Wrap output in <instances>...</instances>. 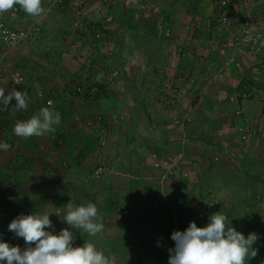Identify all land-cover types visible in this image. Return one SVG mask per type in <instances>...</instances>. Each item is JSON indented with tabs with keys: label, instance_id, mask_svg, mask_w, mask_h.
<instances>
[{
	"label": "crops",
	"instance_id": "1",
	"mask_svg": "<svg viewBox=\"0 0 264 264\" xmlns=\"http://www.w3.org/2000/svg\"><path fill=\"white\" fill-rule=\"evenodd\" d=\"M218 1L68 0L58 7L43 3L45 13L37 19L19 6L0 14V21L15 29L40 26V33L21 45L33 43L38 49L32 50L42 52L51 48L44 57L32 54L28 62L31 49L16 53L13 49L18 45L6 48L0 44L4 58L0 62V88L6 94L13 88L27 89L30 96L27 110L18 111L15 101L7 108L0 105V143L11 145L7 151L0 150V186L7 177H15L19 184L4 194L9 197L0 195V232L20 212L47 213L54 225L53 234L65 228L73 231L74 247L99 241L97 248L113 257L115 264H168L169 249L175 247L169 226L174 232L186 224L178 222L181 208L176 201L186 197L185 190L190 192L199 179L209 201L230 205L231 226L241 233L249 230L239 218L258 205L257 219L258 210L264 207V193L259 195L258 190L261 187L264 192V44L260 53L228 44L227 36L237 32L219 26ZM227 1L247 16L255 29L264 32V0ZM109 17L112 20L108 22ZM95 26L106 31L100 39ZM165 30L171 31L170 39L163 38ZM117 66L125 80L124 91H133V101H129L130 95L118 101L112 91L115 88L111 90L110 84L104 83L106 74L119 73ZM134 68L147 78V85L140 82L144 90L138 98L129 82ZM13 70L23 75L22 84L11 81ZM82 74L103 84L112 96L84 100L76 92ZM162 80L175 87L177 108L160 100L158 85ZM112 81L113 86L118 79ZM243 86L247 90H242ZM49 100L62 116L56 133L67 143L64 153L54 149L52 134L24 139L13 131L18 121L48 107ZM98 114L106 121L108 146L102 151L96 141L92 153L80 159L79 153L87 146L84 140L96 139L85 133L82 123ZM176 115L181 119L175 120ZM248 126V140L241 141L239 129ZM128 133L141 134L135 139L145 136L147 141L131 142ZM153 152L168 158L182 156L179 169L192 171L185 189H178L182 180H172L153 168ZM97 158L100 161H95ZM191 162L197 163L196 169H191ZM100 163L106 171L94 179L92 171ZM216 174L222 178L223 188L216 182ZM247 184L252 186L245 188ZM252 187L254 193L248 190ZM243 193L247 199L241 201ZM70 202L77 206L95 203L104 217V233L91 237L63 222L64 207ZM122 210L129 215L119 220L117 213ZM170 212L168 226L165 218ZM263 229L264 224L256 228ZM136 231L140 243L130 253L117 252L118 246L128 248ZM15 238L22 249L27 247L23 238ZM159 242L163 246L153 247Z\"/></svg>",
	"mask_w": 264,
	"mask_h": 264
},
{
	"label": "clouds",
	"instance_id": "2",
	"mask_svg": "<svg viewBox=\"0 0 264 264\" xmlns=\"http://www.w3.org/2000/svg\"><path fill=\"white\" fill-rule=\"evenodd\" d=\"M16 6L33 19L45 13L43 0H0V14ZM8 35L5 31V39ZM12 39L15 40V34ZM13 101L18 111L27 110L30 103L28 90L13 88L6 94V90L0 88V105L7 108ZM48 105L30 119L18 121L13 129L15 136L28 139L55 133L62 116L52 107L53 101L49 100ZM10 148V144L0 143V150ZM64 208L66 214L62 221L71 229H79L91 237L104 233V217L95 203L77 206L70 202ZM50 216L47 213L21 214L13 219L8 230L23 238L27 247L22 249L0 240V264H115L113 257L97 249L92 242L74 247L75 236L69 228L53 234L55 229ZM171 239L175 247L169 249L168 264H248L258 255V249L253 247L259 239L257 234L250 233L246 238L231 226L228 216L222 212L212 214L206 227L191 222L186 230L174 231Z\"/></svg>",
	"mask_w": 264,
	"mask_h": 264
},
{
	"label": "built area",
	"instance_id": "3",
	"mask_svg": "<svg viewBox=\"0 0 264 264\" xmlns=\"http://www.w3.org/2000/svg\"><path fill=\"white\" fill-rule=\"evenodd\" d=\"M64 0H43V3H45L48 6H60ZM218 7V13H217V21L219 23V26H224L229 29L236 30L237 33L231 34L227 36L226 42L233 46H239L246 49H249L251 52L254 53H260L264 44V32L257 30L254 28L253 22L242 13L239 14V12L231 6V3L227 0H219L217 3ZM108 22L112 20L111 17H109ZM0 44L6 48H13L17 45L24 44L30 40H32L36 35H38L41 31L40 26L38 25H29L23 29H15L10 26H8L6 23L0 21ZM5 31L9 34L8 38L5 39L4 33ZM12 34H15V40L12 39ZM165 36L170 37L171 31L165 30L163 32ZM96 38L100 39L102 38L101 34H96ZM3 56L0 53V62L3 61ZM1 64V63H0ZM7 67H10L9 62H4ZM10 69V68H9ZM2 74H0V77ZM117 76L116 72H113L107 81V84L110 83V81L113 80L114 77ZM10 78L13 84L20 85L24 82V77L19 71H11ZM98 82H91V84H96ZM105 83V82H104ZM87 89L86 84H82L81 86H76V92L83 94V92ZM97 93L96 86H93L90 94ZM101 118L96 117L93 120H84L82 125L84 129L86 130V133L90 134L91 136H94L99 141V148L104 151L105 148L108 146V128L102 126L100 124ZM190 122V120H189ZM178 123V122H177ZM239 132L241 134V139L243 141H246L248 139L249 133L251 130L240 128ZM151 159L153 161V168L155 170L164 171L168 177H170L172 180H177L181 178H189L192 171L191 170H181L179 169V165L182 159V156H175L173 158L168 157H162L158 153L153 152L151 154ZM184 161V160H183ZM191 169H196L197 163L191 162ZM106 171V168L104 164L100 163L95 166V168L92 171V177L94 179H100L103 177L104 173ZM174 182V181H173ZM158 204V203H156ZM24 214V212H20V215ZM127 215H129V212L127 210H122L117 213V217L119 220H123ZM201 217V215H200ZM3 232H11L6 228L3 230ZM4 242L9 243L12 245L11 237H8L7 240L0 239ZM141 241V236L138 235V232L136 231L133 237L132 242L129 245V248L132 249L134 245L139 244ZM264 245V241H263ZM158 247L163 246L161 242L157 244Z\"/></svg>",
	"mask_w": 264,
	"mask_h": 264
},
{
	"label": "rangeland",
	"instance_id": "4",
	"mask_svg": "<svg viewBox=\"0 0 264 264\" xmlns=\"http://www.w3.org/2000/svg\"><path fill=\"white\" fill-rule=\"evenodd\" d=\"M104 4H106V2L104 3ZM97 27V26H96ZM94 29H95V27H94ZM162 35V34H161ZM164 35V34H163ZM171 38V37H170ZM169 38V39H170ZM54 45V44H53ZM42 48H45V47H42ZM27 49H38L37 48V45H35V46H33V43H31V44H29V45H26V46H24V45H18V47H16L15 49H13L16 53L17 52H20V51H25V50H27ZM51 50V48L50 47H46L45 48V52H42V51H39V50H32V51H30V53L28 54L29 55V59H28V62H30L31 61V58H30V56L33 54V57L34 58H38L39 56H46V52H48V51H50ZM41 59V58H40ZM27 60V59H26ZM48 60H51V59H47V61ZM117 61L120 63V60L119 59H117ZM136 62H139L138 60H136ZM84 65V64H83ZM119 66H117V69L119 70V68H118ZM108 69H109V66H108ZM114 69H116V68H114ZM137 68H134V76H132L133 78V80H130L129 82H130V84L133 86V88H134V90L137 92V95H136V97L138 98L139 97V95H142V89L144 90V88H140V82H141V80H142V82L143 83H145L146 82V79L144 78L145 76L143 75V73H142V70L141 71H138L137 72V70H136ZM121 70V69H120ZM119 70V73H117V77H114L113 79L115 80V78H117L118 79V81L117 82H115V84L114 85H118L117 86V88L116 87H114V85L112 86V82L113 81H110V86L108 85V87H109V89L111 88V90L113 89V88H115L114 90H112V91H114V94H115V97L117 98V100L118 101H123L124 100V97H128L129 95H130V98H129V101H133V96H132V93H133V91H132V89L131 88H127L126 89V91H124V78H122V73H121V71ZM114 72V71H113ZM112 72V73H113ZM106 73H110V71L109 72H106ZM144 76V77H143ZM107 77L109 78V76H108V74H106V76H105V83H107ZM191 78L192 79H194L193 78V76H191ZM125 79H126V81H127V79H128V76H126L125 77ZM131 79V78H130ZM157 80V79H156ZM158 81V80H157ZM163 81V82H162ZM161 81V83L158 85V88L159 89H161V98H160V100L161 101H165L164 103H165V105L167 106V107H171V108H175V106H176V108H177V103H176V100L178 99V97H177V99H176V97L174 96V94H175V92H174V89H173V84H172V82H170L169 80H162ZM89 82H90V80H89V77H87V76H85V75H83L82 74V77H81V79H80V81H78L77 82V87L78 86H81L82 84H86V86H88V84H89ZM146 85H147V82L145 83ZM123 85V86H122ZM130 85V86H131ZM144 85V84H143ZM145 86V85H144ZM143 87V86H142ZM109 95L110 96H112V92L111 91H109ZM176 117L177 118H175V120L177 119V120H180L181 118L179 117V115L177 116L176 115ZM179 117V118H178ZM124 119H125V117H124ZM175 120H174V123H175ZM180 123V122H179ZM249 130H251V126H248L247 127ZM134 131H138V128H136V127H134ZM128 135V137H129V141H131L132 142V140H134L135 142L136 141H138L137 139H135V138H137V135H141V134H134V133H128L127 134ZM145 139H147L145 136H143V138H141V140H139L138 142H140V141H142V143H143V141L145 140ZM248 140V139H247ZM246 140V141H247ZM145 141H147V140H145ZM241 141H243L242 139H241ZM99 158V157H98ZM95 159V161H100V159ZM102 161V160H101ZM103 162V161H102ZM216 182H218V183H220L221 182V180L220 179H222L221 177H219V175L218 174H216ZM187 185V184H186ZM199 185V186H198ZM198 185H194V187L192 188V190L189 192L188 190H185L186 192H187V196L186 197H184V195H182L183 197H182V199H178L177 201H176V204L177 205H180L181 206V212L179 213V217H178V222H179V224H181V223H184L185 221L187 222V220H188V216H189V214H192V216H193V213L197 210H199V211H201V210H204V207L205 206H207V202H209V200H204V198L203 197H201V194H198V190H199V187H201V180L199 179V183H198ZM226 185H228V184H226ZM250 186H252V184H247L246 186H245V188H247V187H250ZM220 187L221 188H223V182H221V185H220ZM234 188H236L235 186H234ZM244 188V189H245ZM234 190L235 189H232V192H234ZM249 191H251L252 193H254V190H255V187L253 188H249L248 189ZM258 190H259V195H261V193H264V192H262V189H261V187H258ZM238 193H240V190H239V192ZM251 193V194H252ZM245 195V193H243V194H240V200L242 201V199H243V197L244 198H246L247 199V196H244ZM5 197H9V196H7V195H4V198ZM230 197V196H229ZM238 198V196H236V195H232V198ZM213 198V197H212ZM213 199H217V198H213ZM262 199H263V197H262ZM219 200V199H218ZM229 200V199H228ZM227 202V200H223V202ZM213 204H211V205H209L210 207H209V209H208V212L210 213L209 214V217L212 215V214H214V213H217V208L219 207V205H217V203L216 202H212ZM223 205H224V203H223ZM230 207V205H228L227 207H225L226 208V213L228 214L227 216H229L230 215V211H228V209L227 208H229ZM256 209H258V205H257V207L256 206H254L253 208H251L250 210L248 209V210H246V211H244V212H246L245 214L246 215H244V216H246V217H244V216H241L240 218L239 217H236V218H239V220H240V222H241V224L243 225V226H245V225H248V227H249V230L248 231H245V230H243L242 231V234H244L245 235V237H247L250 233H256L257 234V236L259 237V245H255L254 244V249H258V255H257V258L256 259H251V260H249V262H248V264H264V258L263 259H259L258 258V256L259 255H261V254H263L262 256H264V245H263V241H264V229H263V231L261 232V231H257L256 230V228L258 227V225H260V227H262L263 226V224H264V207L263 208H261V209H259L258 210V215H260L257 219H256V217L254 216V214H255V211H256ZM207 210V209H206ZM242 210L243 209H241L240 210V214H242ZM201 213V212H200ZM197 217H198V215H194L193 216V219L196 221V219H197ZM238 220V219H237ZM234 220H233V218L231 219V222H233ZM185 222V223H186ZM208 223H209V218L207 217L206 218V221H205V224H206V226L208 225ZM233 224V223H232ZM240 224V223H239ZM8 237H11V240L13 239V240H15L16 238H15V234L13 233V232H0V239H3V240H7V238ZM134 237V236H133ZM16 241V240H15ZM96 247H99L100 246V242L99 241H96ZM260 243H261V245H260ZM156 243L153 245V247H156ZM98 249V248H97ZM117 252H119V253H122L123 255L124 254H126V253H130L131 252V249L130 248H127V247H117Z\"/></svg>",
	"mask_w": 264,
	"mask_h": 264
},
{
	"label": "trees",
	"instance_id": "5",
	"mask_svg": "<svg viewBox=\"0 0 264 264\" xmlns=\"http://www.w3.org/2000/svg\"><path fill=\"white\" fill-rule=\"evenodd\" d=\"M66 1V2H65ZM68 0H64V2L65 3H68L67 2ZM63 2V3H64ZM154 29H153V31L152 32H154V31H156V29H157V27L156 26H154L153 27ZM20 29H22V28H20ZM95 32L96 33H98V34H101V35H104L105 34V30H102V27H100V26H95ZM154 34H156L155 32H154ZM171 37V36H170ZM170 37H167V36H165V34L163 35V38L164 39H169ZM29 42V41H28ZM93 86H96V88H97V93H95V94H90V91H91V89H92V87ZM174 89H175V87H173ZM242 90H247V88H245L244 86L241 88ZM77 94H79L81 97H83L84 98V100H90V99H95V100H99V99H103V98H108V96H110L109 94V90L103 85V84H99V83H96V84H91L90 82H89V84H88V86H87V89L83 92V94H81V93H77ZM67 110H69V109H67ZM96 117H100L101 118V122H100V124L102 125V126H104V127H106V121H105V119H104V117L103 116H101V115H95L94 117H88L87 118V120H93V119H95ZM189 122V121H188ZM107 128V127H106ZM86 133V132H85ZM88 134V133H87ZM53 135V147H54V149H56L57 150V152H62V153H64V151L66 150V145H67V143H65L66 141H65V139H62L61 137H58L57 136V133L55 132V134L53 133L52 134ZM88 135H90V134H88ZM85 141V143H86V147H85V149H83V150H81V152L79 153V158L80 159H82V158H84V157H86V156H88L89 154H91L92 153V151L95 149V147H96V141H97V146H99V141H98V139L96 138L94 141H90V140H88V141H86V140H84ZM192 177H191V175H190V177L189 178H181L180 180H182V181H180V182H178L177 183V186H178V189H185L186 188V184L190 181V180H192L191 179ZM184 179V180H183ZM1 184H3V186H0V195L1 196H4V194L6 193V192H9V190H11V189H14V187L16 186H18L19 184L17 183V180H16V178L15 177H7L5 180H3V181H1ZM202 187L200 188V191H201V197H203L204 198V200H208V197H206V196H204L203 195V193H202ZM217 204H218V202L217 201H215ZM211 204H213L211 201H209V202H207V206H205L204 207V210H201V211H195L194 213H193V216L194 215H199V214H202V216L200 217V219H196V221L193 219V216H192V214H189V216H188V220H187V222H186V224L184 225V226H182V227H179V231H184V230H186L188 227H189V225H190V223L191 222H195L196 224H197V226L198 227H206V224H205V221H206V218L209 216V212H208V209H209V205H211ZM219 205V208H218V212H222L223 214H225V215H228L227 213H226V208L222 205V203H219L218 204ZM179 207L181 208V206L179 205ZM207 209V210H206ZM201 212V213H200ZM204 212V213H203ZM18 213H19V211H18ZM168 218H172V212H170L169 214H167V217L165 218L166 219V221H168ZM229 218V217H228ZM232 219V217L231 218H229V221ZM169 221H170V219H169ZM169 221H168V223H167V225L168 224H170L169 223ZM169 226V225H168ZM171 229V230H170ZM169 230H170V232H171V234H170V240L172 241V242H174L172 239H171V236H172V233H173V231H172V227H170L169 226ZM256 244L257 245H259V240H257V242H256ZM17 244L15 243V240H13L12 239V245L11 246H16ZM260 245H261V243H260Z\"/></svg>",
	"mask_w": 264,
	"mask_h": 264
}]
</instances>
